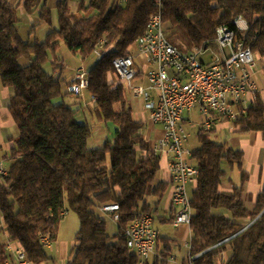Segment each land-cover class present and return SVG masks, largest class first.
<instances>
[{
	"label": "trees",
	"instance_id": "16d2710c",
	"mask_svg": "<svg viewBox=\"0 0 264 264\" xmlns=\"http://www.w3.org/2000/svg\"><path fill=\"white\" fill-rule=\"evenodd\" d=\"M69 1L56 2L57 28L42 43H30L16 29V7L21 4L51 27L48 0H18L17 5L0 0V85L11 91L8 110L18 129L11 140L8 175L0 181L2 226L9 243L19 245L32 264H41L48 258L40 239L54 243L69 210L79 228L68 264H138L126 246L125 231L143 215L152 216L154 225L166 223L158 218V208L171 182H155L160 157L150 150L144 125L136 120L112 62L131 55L149 17L158 13L166 39L182 53L211 46L217 29L225 26L264 61V0H127L120 7L113 0H88L79 6L80 18L71 13ZM239 17L247 24L245 33L235 28ZM60 43L83 61L97 47L103 50L87 70L92 116L115 126L102 147L89 149L91 129L77 122L71 106L55 103L65 95L61 81L43 67L49 56L57 61ZM21 59L28 64L21 66ZM233 125L238 132L264 133L263 104L258 100ZM196 139L199 146L191 150L198 178L191 195L190 250L181 264H264V186L248 209L241 187L221 190L235 168L245 182L242 153L219 144L212 131L199 130ZM113 204L119 206L118 229L109 234L98 213ZM170 243L158 235L148 264H169ZM6 248L0 241V264L8 258Z\"/></svg>",
	"mask_w": 264,
	"mask_h": 264
},
{
	"label": "built area",
	"instance_id": "2783aa9c",
	"mask_svg": "<svg viewBox=\"0 0 264 264\" xmlns=\"http://www.w3.org/2000/svg\"><path fill=\"white\" fill-rule=\"evenodd\" d=\"M234 25L240 33L247 31V24L241 17L235 20ZM216 33H221L223 47L214 46L213 40L209 47L182 53L168 42L160 14H154L149 17L144 34L134 45L138 55L149 66L145 84H136L138 73L133 56L118 57L112 62L116 76L128 93L146 101L145 109L150 122L163 131L150 150L168 159L170 202L174 209L172 225L175 228L190 226L192 208L189 187L195 185L198 178V170L191 160L185 115L197 109L201 118L199 130L210 132L219 121L233 124L236 119L244 117L248 108L257 102L255 55L237 38L235 31L222 26ZM218 48L227 51L229 66L220 65ZM87 86V71L82 67L76 71L68 93L83 99ZM153 94L155 100H152ZM7 175L8 165L0 161V181ZM100 212L113 223H118V205L103 206ZM125 236L126 246L136 255L138 264H148L158 237L153 217L143 215L131 222ZM40 241L45 248L51 245L48 238H41ZM186 248L190 250V243ZM6 250L10 256L3 264H32L19 245L13 248L9 243ZM168 263L177 264L172 255Z\"/></svg>",
	"mask_w": 264,
	"mask_h": 264
},
{
	"label": "crops",
	"instance_id": "0c3cea01",
	"mask_svg": "<svg viewBox=\"0 0 264 264\" xmlns=\"http://www.w3.org/2000/svg\"><path fill=\"white\" fill-rule=\"evenodd\" d=\"M113 1H115L116 6L120 7V6H124L127 0H113ZM10 2L14 5L15 2H18V0H10ZM87 2L88 0H70L69 7L71 13L75 17L80 18L82 16V13L79 11V6L81 4H87ZM134 63H135V69L138 73L136 84L144 85L146 82L145 75L146 72L149 70V66L147 65L145 59H143L142 57H137V60L134 59ZM259 63L261 64V68L255 69L254 78L258 86L257 101L259 100L264 106V70H263L264 61H261ZM57 68L59 69L54 70ZM62 69H63V65L59 62L54 61L53 74L55 76L59 75L60 77ZM76 71L74 72V75L70 81L63 83V85L67 87V91H68V87L71 85L74 79ZM85 92L88 94L87 91ZM11 95L12 94L9 89L2 88L0 85V149H1L0 161L6 162L7 165H9V161L11 160L10 150L13 147V143L11 142V140L18 136V129L14 124L8 110V104ZM67 99H74V97L69 95ZM83 99H79V100L83 102ZM155 99L156 97L153 94L152 100ZM90 102H93L92 99ZM128 102L130 108L134 113L136 120L143 123L144 128L142 130V134L145 140L149 143V147H151L153 143H155L162 136L163 131L161 127L155 126L150 122L149 113L145 109L146 101L144 99L139 97H134L133 95L128 93ZM84 108H86V104H84ZM79 109L82 110L81 105L79 106ZM193 116L198 117L199 119L198 122H196L194 119L192 120ZM200 122H201V118L199 111L197 109L191 112L190 114L185 115L184 117V124L186 129L188 130L189 127L191 129V132H193L192 135L195 136L199 131ZM195 125L197 127L196 130H194ZM226 128H230V132L234 134V137L231 138L229 142L231 143V147L237 151H240L243 155L242 171L246 174V180L244 183H241V188L243 191H246V193L249 196H251L253 201L255 202L256 196L262 192L264 186V133L238 132V130L234 127L233 124L227 123L225 121H219L217 125L211 130L212 138L213 137L218 138L219 131H222L223 129ZM190 140H191V136L189 142ZM160 160H161L160 170L157 173L155 182L170 183L171 179L168 169V159L160 156ZM232 187H233L232 183L228 184L226 181L221 187V190L225 192H230L232 190ZM194 189H195V185L189 187V193L191 195ZM170 198H171V187L169 189L168 194L165 196V201L163 200L160 207L158 208V218L161 217L164 219V221H166V223L159 222L160 224L163 225L168 224L173 228V230H175V238L172 239L170 243L171 255L175 258L177 264H181L182 260L186 258L188 255V250L186 246L190 243L191 232L189 227L180 226L175 228L172 225V221L174 219V209L171 206ZM99 215L105 221L110 220L101 212L99 213ZM111 223L116 225L118 229V224L113 223L112 221ZM0 228L3 229L0 235L2 237L0 238V241L2 243L9 244L6 231L2 226L1 218H0ZM78 228L79 225L76 219H74L73 217H69L68 215H65L60 223L56 241L54 243H51L49 248H45V253L48 260L41 264H68V262L72 258L71 251L73 246L75 245L74 237L76 232L78 231ZM11 246L14 248L15 246H17V244L11 243ZM6 252H7V257H9L10 256L9 251Z\"/></svg>",
	"mask_w": 264,
	"mask_h": 264
},
{
	"label": "rangeland",
	"instance_id": "374dc122",
	"mask_svg": "<svg viewBox=\"0 0 264 264\" xmlns=\"http://www.w3.org/2000/svg\"><path fill=\"white\" fill-rule=\"evenodd\" d=\"M56 2H57V0H48V8L51 11V27H49L45 23H39V19H38L37 14H34V15L27 14L24 11L21 4L16 7L17 18L19 21L18 24L16 25V29L24 41L33 43L35 40H37L39 43H42L45 40L46 35L52 29L57 28L58 16H57V10H56ZM14 5H17V2H15ZM102 53H103V50L101 49V47H97L95 52L87 60L83 61L79 55L73 54L72 52H70L62 43L59 44V48H58V51L56 53V58H57L56 62H59L63 65V69L61 71L60 77H59V75L56 77L60 78L61 86H62V92L65 95L62 98H58L57 100H55V103H57V104L63 103V104L71 106V108L74 111H76L77 122L79 124L85 125L91 129V138H90V141L88 143L89 149H95V148L102 147L105 140H111L115 126H113L112 124L98 123L93 118L92 108H93L94 104H93V102H90L91 98L89 97V95L86 92H84V94H83V97H84L83 102L81 100H79L78 98H75V97H74V99H67V97L70 94L67 91V87L65 85H63V83L70 81L74 75V72L77 69L83 67L86 70H88L89 68H91L96 63L98 58L102 55ZM131 55L133 56V58L135 60H137V57H140L138 55V51L135 47L131 48ZM209 56L210 55L208 54L207 57H209ZM206 60H208V59H206ZM259 62H261V61H259L256 58L255 69L261 68V64ZM19 64L21 66H26L28 64V62L25 59H21L19 61ZM53 64H54V59L52 56H49L48 62L43 67L44 70L46 72H48L49 74H53V71H54L53 70ZM113 78L115 79V77H113ZM84 104H86V108H84ZM80 105H81L82 110L79 109ZM193 117H192V120L194 119L196 122H198V120H199L198 117H195V116H193ZM196 125H197V123H196ZM196 125L194 127V130L197 129ZM187 131L191 136V140L189 142V148L191 150L198 148L199 145H198L196 136L192 135L193 132H191V129L189 127H188ZM233 137H234V134L232 132H230V128H226V129H223L222 131H219V137L218 138L217 137L216 138L213 137V138L219 144H226L228 147H231V143H229V142H230V139ZM228 179L231 180L233 187H237V188L241 187V176H240V173L237 171L236 168L227 173V178L225 181H227ZM164 201H165V199H164ZM242 201L248 209L253 208L254 201H253L252 197L246 193V191H243ZM66 215L76 219V221L79 225L78 218L73 212L68 210L66 212ZM98 215H99V213H98ZM106 222L108 224L107 226H108L109 234L116 232V230H117L116 225L112 224L110 220H108ZM155 228H156V230H158L159 235L161 237L168 238L170 240L175 238V230H173V228L170 225H168V224L163 225V224H160L158 221H156L155 222ZM0 238H2V237L0 236ZM74 243H75V241H74Z\"/></svg>",
	"mask_w": 264,
	"mask_h": 264
},
{
	"label": "bare ground",
	"instance_id": "6f19581e",
	"mask_svg": "<svg viewBox=\"0 0 264 264\" xmlns=\"http://www.w3.org/2000/svg\"><path fill=\"white\" fill-rule=\"evenodd\" d=\"M214 46L223 47V40L221 38V33H216L214 39ZM218 61L222 66H229V57L225 48H218Z\"/></svg>",
	"mask_w": 264,
	"mask_h": 264
},
{
	"label": "water",
	"instance_id": "95a60500",
	"mask_svg": "<svg viewBox=\"0 0 264 264\" xmlns=\"http://www.w3.org/2000/svg\"><path fill=\"white\" fill-rule=\"evenodd\" d=\"M260 216H261V215H260ZM258 218H259V217H258ZM258 218H257V219H258ZM257 219H256V220H257ZM256 220H255V221H256ZM255 221H254V222H255ZM254 222H253V223H254ZM247 228H248V227H247Z\"/></svg>",
	"mask_w": 264,
	"mask_h": 264
}]
</instances>
